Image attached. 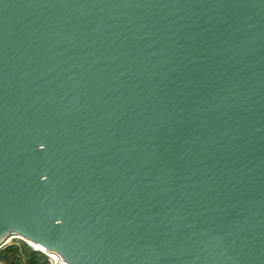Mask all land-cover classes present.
<instances>
[{
    "label": "water",
    "instance_id": "obj_1",
    "mask_svg": "<svg viewBox=\"0 0 264 264\" xmlns=\"http://www.w3.org/2000/svg\"><path fill=\"white\" fill-rule=\"evenodd\" d=\"M9 238L62 264H264V0H0Z\"/></svg>",
    "mask_w": 264,
    "mask_h": 264
},
{
    "label": "trees",
    "instance_id": "obj_2",
    "mask_svg": "<svg viewBox=\"0 0 264 264\" xmlns=\"http://www.w3.org/2000/svg\"><path fill=\"white\" fill-rule=\"evenodd\" d=\"M22 256L25 262H22ZM0 262L3 264H49L47 257L39 251H34L27 244L13 242L0 250Z\"/></svg>",
    "mask_w": 264,
    "mask_h": 264
},
{
    "label": "built area",
    "instance_id": "obj_3",
    "mask_svg": "<svg viewBox=\"0 0 264 264\" xmlns=\"http://www.w3.org/2000/svg\"><path fill=\"white\" fill-rule=\"evenodd\" d=\"M1 249L2 248L0 247V250ZM45 256L47 257V260H48L49 264H62L61 259L58 256H56V255L50 254V255H45ZM0 264H3V263L0 262Z\"/></svg>",
    "mask_w": 264,
    "mask_h": 264
},
{
    "label": "rangeland",
    "instance_id": "obj_4",
    "mask_svg": "<svg viewBox=\"0 0 264 264\" xmlns=\"http://www.w3.org/2000/svg\"><path fill=\"white\" fill-rule=\"evenodd\" d=\"M13 242L20 244L22 241H20V240H13V239H12V240L9 241V244H12ZM34 251H35V250H34ZM21 261H22V262H25V258H24L23 256H22Z\"/></svg>",
    "mask_w": 264,
    "mask_h": 264
},
{
    "label": "bare ground",
    "instance_id": "obj_5",
    "mask_svg": "<svg viewBox=\"0 0 264 264\" xmlns=\"http://www.w3.org/2000/svg\"><path fill=\"white\" fill-rule=\"evenodd\" d=\"M12 238H9L7 241H10ZM41 251H43V250H41Z\"/></svg>",
    "mask_w": 264,
    "mask_h": 264
}]
</instances>
